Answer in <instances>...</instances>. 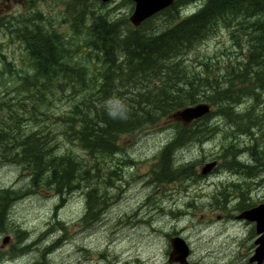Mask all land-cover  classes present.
I'll list each match as a JSON object with an SVG mask.
<instances>
[{"label":"rangeland","instance_id":"rangeland-1","mask_svg":"<svg viewBox=\"0 0 264 264\" xmlns=\"http://www.w3.org/2000/svg\"><path fill=\"white\" fill-rule=\"evenodd\" d=\"M14 3L18 5L0 0V14L10 17L0 21V46L10 64V68L0 64V71L4 72L0 73V98L7 104H14L20 98H17V85L31 69L27 51L20 43L11 41L17 30V25L12 26L16 17L34 23L32 25L41 28V32L60 33L73 47L88 49L85 39L91 32L87 28L118 21L133 9L129 0L106 3L100 0H15ZM78 3L88 8L87 25L80 34H75L71 17ZM9 8L12 11L6 14ZM38 13L43 19L36 18ZM232 31H237L236 38L247 34L246 29L237 24L233 28L221 27L187 51L182 62L189 72L203 73L208 64L216 73L230 60L238 58L236 55L241 51ZM59 97L48 107L43 121H38L40 126L33 122H28L27 126L48 130L55 153H70L88 162L91 158L64 136L59 121L76 98L66 93ZM249 105L245 99L236 109L244 110ZM12 107L18 109L16 105ZM211 108L210 117L197 124L206 122L215 127L214 131L201 143L192 142L179 148L173 159L175 166L187 167L191 176L170 183L154 181V172L159 169L161 149L175 134L177 125L172 119L167 116L158 124H146L121 135L118 141L122 150L102 159V175H109L113 170L116 174H112L113 181L109 184L102 180L104 210L95 221L83 217L86 212L83 190L59 196L47 187L30 185L31 177L22 166L0 163V189L18 192L8 210L7 222L0 225V264H37L38 261V264H169L172 249L169 236L175 235L186 241L192 260L198 264H254L249 263L257 237L254 224L237 216L264 202V170L252 174L253 168L247 166L252 167L254 161L250 152H246L248 145L256 141L264 151V131L255 128L247 135L217 113L215 107ZM7 109L4 107V113ZM230 144L239 149L238 164L230 162ZM212 161L216 165L202 174V167ZM7 235L10 242L2 247V239Z\"/></svg>","mask_w":264,"mask_h":264},{"label":"trees","instance_id":"trees-1","mask_svg":"<svg viewBox=\"0 0 264 264\" xmlns=\"http://www.w3.org/2000/svg\"><path fill=\"white\" fill-rule=\"evenodd\" d=\"M87 10L85 4L78 3L76 12L72 11L75 34L86 28ZM16 19L11 23L17 25L11 41L27 51L31 69L20 78L16 88L20 98L14 104L0 98V163L22 166L31 177L30 185L47 187L59 196L83 190L84 219L95 221L104 210L102 180L111 183L116 172L102 175V159L122 150L118 138L123 134L158 124L167 116L176 123L174 136L158 155V172H154V181L170 183L192 174L187 167L174 165L176 151L192 142H203L215 129L206 122L197 124L211 112L183 125L175 117L180 109L207 102L241 132L264 131V0H216L197 16L160 31L153 30L156 24L131 30L126 27L127 20H113L102 25V30L87 28L91 32L85 39L88 49L73 47L58 32H41L33 23ZM235 24L247 31L240 38L235 37L237 31L231 32L241 51L238 58L216 73L205 64L206 71L191 74L182 62L184 54L219 28ZM0 64L10 68L1 46ZM64 93L76 101L60 116L63 134L83 149L91 158L88 162L70 153H55L48 130L27 126L28 122L40 126L38 121H43L48 107ZM113 97L127 104L126 120L107 115L105 103ZM245 99L250 105L237 110ZM4 107L8 112L4 113ZM257 143L247 147L254 161L252 167L247 166L253 168L252 174L264 170V151ZM238 150L229 145L231 163H240ZM17 193L0 189V225L7 220Z\"/></svg>","mask_w":264,"mask_h":264},{"label":"water","instance_id":"water-1","mask_svg":"<svg viewBox=\"0 0 264 264\" xmlns=\"http://www.w3.org/2000/svg\"><path fill=\"white\" fill-rule=\"evenodd\" d=\"M107 2L109 0H101ZM135 7L130 21L134 25H139L144 19L148 18L155 12L161 10L165 6L169 5L172 0H133ZM210 112V105L205 102L195 104L193 106L185 107L175 113V117L181 120L184 124L190 123L192 120L201 118L205 114ZM216 165L215 161L207 163L202 167L201 173L205 174L209 172ZM238 218L245 219L254 224L255 233L257 235L254 244V253L251 255L249 262L255 264H263L264 262V202L247 208L239 213ZM9 236H5L2 239V245L4 246L9 241ZM171 251L168 255V261L170 263L177 262L184 264L187 262L190 248L186 241L180 236H174L170 239Z\"/></svg>","mask_w":264,"mask_h":264},{"label":"flooded vegetation","instance_id":"flooded-vegetation-1","mask_svg":"<svg viewBox=\"0 0 264 264\" xmlns=\"http://www.w3.org/2000/svg\"><path fill=\"white\" fill-rule=\"evenodd\" d=\"M7 1L11 2L12 5H16V6L18 5L17 3H14L15 0H7ZM110 1H108V2H110ZM129 1L133 4L132 11H134L135 2L133 0H129ZM215 1L216 0H172V2L169 5L165 6L161 10L155 12L154 14L149 16L148 18L144 19L138 26L131 25L132 23L129 22L132 11L128 16L124 15L123 17L118 19V21L119 20L121 21V19H122V21L127 20L128 21L127 28L131 29L133 27L131 30H134V29L138 30L139 28L144 27L147 23H148L149 27H151L150 24H156L155 26L153 25V30L159 31L161 29V27H162V29H164L167 26L170 28L174 23H177V22H180L182 20H186V19L192 18L194 16H197L202 11L203 8H205L208 4L213 3ZM103 3H106V2H103ZM11 11H12V8H9L7 10L6 14H9ZM175 13H176V15H175ZM0 15H3V17L0 16V18H3L4 20H8L10 18V17L5 16V14H0ZM181 15H182V18H181ZM176 17H178V18H176ZM36 18L37 19H43V16H42V14L39 15V13H38V14H36ZM170 237L171 236H169V242H170ZM34 244L35 243L31 244L30 246H33ZM30 246H26V248H29V249L33 248ZM49 246H48V248L51 249L52 246H50V247ZM190 252H191V250H190ZM191 257L192 256L188 257L187 262L184 264H198V262L193 261ZM37 264H38V262H37ZM169 264H180V263H169Z\"/></svg>","mask_w":264,"mask_h":264},{"label":"clouds","instance_id":"clouds-1","mask_svg":"<svg viewBox=\"0 0 264 264\" xmlns=\"http://www.w3.org/2000/svg\"><path fill=\"white\" fill-rule=\"evenodd\" d=\"M105 109L111 119L126 120L128 118V106L118 97L106 101Z\"/></svg>","mask_w":264,"mask_h":264},{"label":"bare ground","instance_id":"bare-ground-1","mask_svg":"<svg viewBox=\"0 0 264 264\" xmlns=\"http://www.w3.org/2000/svg\"><path fill=\"white\" fill-rule=\"evenodd\" d=\"M99 1V0H98ZM101 1V0H100ZM79 2V1H78ZM175 2V1H174ZM132 6V5H131ZM171 7V6H170ZM165 10V9H164ZM74 11V10H73ZM80 11V10H79ZM74 12H76V11H74ZM173 12V11H172ZM91 13V12H90ZM174 13V12H173ZM75 15V14H74ZM175 15H176V13H175ZM122 16V15H121ZM128 16V15H127ZM158 16V15H157ZM115 17V16H114ZM72 18V17H71ZM176 18H178V17H176ZM181 18H182V15H181ZM85 20V19H84ZM111 20V19H110ZM116 20V19H115ZM122 20V19H121ZM175 20V19H174ZM177 20V19H176ZM179 20V19H178ZM31 21H33V20H31ZM42 21V20H41ZM79 21V20H78ZM107 21H109V20H107ZM113 21V20H112ZM117 21V20H116ZM120 21V20H119ZM172 21V20H171ZM34 22H37V21H35L34 20ZM76 22V21H75ZM129 22H130V20H129ZM107 23H109V22H107ZM114 23V22H113ZM34 24V23H33ZM168 24V23H167ZM32 25V24H31ZM109 25V24H108ZM132 25V24H131ZM3 26V25H2ZM5 26V25H4ZM165 26V25H164ZM101 27V26H100ZM140 27V26H139ZM43 28V27H42ZM51 28H53V27H51ZM102 28V27H101ZM133 28V27H132ZM131 28V29H132ZM164 28V27H163ZM100 29V28H99ZM103 29V28H102ZM40 30H41V28H40ZM97 30V29H96ZM105 30H106V28H105ZM161 30V29H160ZM159 30V31H160ZM88 31V30H87ZM95 31V30H94ZM145 31V30H144ZM45 32V31H44ZM47 32V31H46ZM52 32V31H51ZM111 32V31H110ZM149 32H150V30H149ZM49 33V32H48ZM123 35V34H122ZM100 49V48H99ZM163 59V58H162ZM263 99V98H262ZM263 101V100H262ZM237 105V104H236ZM217 114V113H216ZM259 115V114H258ZM248 116H250V115H248ZM210 117V116H209ZM242 122V121H241ZM250 122V121H249ZM244 123V122H243ZM246 123H248V120H247V122ZM241 124V123H240ZM247 125V124H246ZM245 127V126H244ZM247 127V126H246ZM249 127H251L250 125H249ZM248 128V127H247ZM253 130V129H252ZM245 132V131H244ZM241 133V132H240ZM247 135H248V133H247ZM254 136V135H253ZM199 141V140H198ZM166 145V144H165ZM250 145V144H249ZM164 147V146H163ZM232 148V147H231ZM245 148V147H244ZM176 149V148H175ZM248 149V151H249V148H247ZM241 152V151H240ZM246 152H247V150H246ZM235 153V152H234ZM232 154V153H231ZM173 157V156H172ZM228 157V156H227ZM240 158V157H239ZM237 159V158H236ZM244 163V162H243ZM251 164V163H250ZM262 171V170H261ZM71 193V192H70ZM60 195V194H59ZM103 212V211H102ZM174 217V216H173ZM101 218V217H100ZM92 220V219H91ZM143 220V219H142ZM146 223V222H145ZM144 225V224H143ZM130 226V225H129ZM128 226V227H129ZM127 227V228H128ZM137 227V226H136ZM157 229V228H156ZM135 230V229H134ZM158 230V229H157ZM163 230V229H162ZM112 231V230H111ZM159 232V231H158ZM128 233V232H127ZM167 233V232H166ZM111 234V233H110ZM52 236V235H51ZM111 236V235H110ZM148 236V235H147ZM165 240V239H164ZM163 240V241H164ZM65 242V241H64ZM104 248V247H103ZM25 249V248H24ZM104 249H106V248H104ZM41 250V249H40ZM103 250V249H102ZM29 251V250H28ZM66 251V250H65ZM47 252V251H46ZM60 252V251H59ZM103 252V251H102ZM105 252V251H104ZM22 253V252H21ZM26 253V252H25ZM30 253V252H29ZM32 253V252H31ZM34 253V252H33ZM32 253V254H33ZM40 254V253H39ZM53 254V253H52ZM103 254V253H102ZM107 254V253H106ZM22 255V254H21ZM23 255H24V253H23ZM26 255V254H25ZM48 255V254H47ZM23 257V256H22ZM30 258H31V256H29ZM36 257V256H35ZM34 258V257H33ZM202 260V259H201ZM39 263H40V261H38ZM202 262V261H201ZM205 262V261H204ZM37 263V262H36ZM35 264V263H34ZM205 264V263H204Z\"/></svg>","mask_w":264,"mask_h":264}]
</instances>
